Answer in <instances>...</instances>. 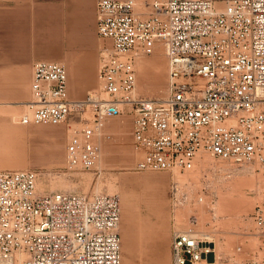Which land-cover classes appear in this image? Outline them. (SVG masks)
<instances>
[{
  "label": "built area",
  "instance_id": "2783aa9c",
  "mask_svg": "<svg viewBox=\"0 0 264 264\" xmlns=\"http://www.w3.org/2000/svg\"><path fill=\"white\" fill-rule=\"evenodd\" d=\"M151 6L145 14L136 0H99L98 36L112 44L101 54L100 91L72 100L67 67L38 61L20 123L57 126L76 115L83 120L91 109L94 123L74 129L67 144L68 165L91 171L100 159L95 137L102 119L130 107L143 152L138 170L183 172L208 153L257 164L264 174V0H153ZM159 42L167 49L168 94L148 98L136 91V59ZM38 181L33 170L0 171V264H122L118 195L41 192ZM172 194L190 196L179 181ZM251 218L264 249V201ZM206 243L195 226L175 231L172 264L200 263L212 252Z\"/></svg>",
  "mask_w": 264,
  "mask_h": 264
},
{
  "label": "rangeland",
  "instance_id": "374dc122",
  "mask_svg": "<svg viewBox=\"0 0 264 264\" xmlns=\"http://www.w3.org/2000/svg\"><path fill=\"white\" fill-rule=\"evenodd\" d=\"M98 1L34 0L36 14L28 19V24L42 26L43 44L51 47V57L36 62L62 61L69 67V96L72 100L85 99L89 93L101 89V54L105 49H111L112 44L98 36ZM136 1L141 12L152 11L153 0ZM39 35L40 30H37L34 38L36 50L40 45ZM160 44L152 54L142 55L136 62L138 95L159 98L167 91V66L163 73L166 82H162L160 90L151 84L155 81L154 74L141 77L138 68L161 50L168 64L165 48ZM78 64H81L84 82L91 83L84 92L71 91L70 82L72 84L74 75L77 76ZM32 79L33 67L11 73V77L0 72V171L38 172L41 192L118 195L122 206L123 264H172L173 235L177 226L184 230L195 226L201 240H206L212 249L198 264L209 261L213 264H248L253 259L264 258L263 243L251 218L256 206L264 201V174L257 164H237L203 153L192 168L183 172L140 171L136 166L143 152L133 138L131 108L121 106L123 113L104 117L101 121L95 137L100 149L97 168L91 171L73 169L67 160L70 135L76 128L93 124L94 113L89 109L82 114L84 121L76 115L57 126L22 125L20 119L29 109L25 104L32 99ZM43 127L53 128L39 131ZM12 145H16V149H11ZM175 181L180 182L182 192L190 195L188 199L180 196L175 200L172 194ZM201 196L202 201L199 200ZM224 198L230 203L237 201L238 209L229 211L227 203L222 204ZM127 225L133 235L130 246L134 244V249L131 251L126 245L129 238V235L125 237ZM239 247L241 252L237 251Z\"/></svg>",
  "mask_w": 264,
  "mask_h": 264
},
{
  "label": "crops",
  "instance_id": "0c3cea01",
  "mask_svg": "<svg viewBox=\"0 0 264 264\" xmlns=\"http://www.w3.org/2000/svg\"><path fill=\"white\" fill-rule=\"evenodd\" d=\"M34 7V0H0V72H5V76L11 77V73L20 70H31L40 58L51 57V47L43 44L42 41V26L28 24V19L36 14ZM37 30H40L41 39L38 50L34 45ZM78 65L80 67L77 70V76L74 75L72 84L70 82L72 92L75 90L84 92L91 85L90 82L88 84L84 82L81 64ZM51 128L53 127H43L39 131H50ZM11 149H16V145H12ZM126 235H129L126 245L131 251L134 249V245L130 248V239H133V235L128 225L125 237Z\"/></svg>",
  "mask_w": 264,
  "mask_h": 264
},
{
  "label": "bare ground",
  "instance_id": "6f19581e",
  "mask_svg": "<svg viewBox=\"0 0 264 264\" xmlns=\"http://www.w3.org/2000/svg\"><path fill=\"white\" fill-rule=\"evenodd\" d=\"M162 44V46L161 47H163L164 46V48H165V55L167 56V49H166V45L165 44H163V43H161ZM160 44V45H161ZM158 47H159V45H158ZM161 47H159V48H161ZM159 50V49H158ZM164 50V49H163ZM164 53H163V51L161 50V51H159L158 52V54L156 53V56L155 57H153L150 61H151V63H150V61L148 62V63H141V64H139V72H140V75H142L141 77H144L147 73H153L154 75V82L152 83L151 82V84L154 86V87H156V89L157 90H160V88H161V86H162V82H164L165 80H163L164 78H163V73H164V71L165 70H167L166 69V66H167V68H168V74H169V64H167L165 61H164V59H163V57H164V55H163ZM142 55H139L138 57H137V59H136V62H137V60H138V58L139 57H141ZM59 63H62V64H64L66 67H67V70H68V74H69V67L64 63V62H62V61H58ZM150 64V65H149ZM167 64V65H166ZM150 67H151V70H150ZM153 71V72H152ZM166 73V72H165ZM143 79V78H142ZM166 82V81H165ZM165 85V84H164ZM166 87V86H165ZM164 87V88H165ZM167 94H168V89H167V91H166V93H165V95H163V96H161V97H159V98H164V97H166L167 96ZM25 106H27V104H25ZM45 126H56V125H45ZM247 181V180H246ZM236 183H237V181H236ZM244 183V182H243ZM238 184V183H237ZM261 185V184H260ZM241 186V185H240ZM244 186V185H243ZM264 185H262V187H263ZM238 193V192H237ZM226 195H228V194H226ZM241 197V196H240ZM244 197L245 196H243V199H244ZM238 198V197H237ZM239 199V198H238ZM237 199V200H238ZM249 199V198H248ZM243 201V200H242ZM241 202V201H240ZM244 202V201H243ZM249 202V201H248ZM225 203H227V207L229 208L228 210L229 211H233L234 212V210L237 208L238 209V202L236 201V202H232L231 201V203H230V201H229V199L228 198H224V201H222V204H225ZM251 204V203H250ZM226 205V204H225ZM246 205H247V203H246ZM242 206H244V205H242ZM226 207V206H225ZM226 207V208H227ZM241 207V206H240ZM239 207V209L241 210V208L243 209V207H241L240 208ZM224 209V208H223ZM246 209V208H245ZM230 219V218H229ZM230 221V220H229ZM234 223V222H233ZM224 225H225V223H224ZM177 230H184V228H182V227H180V226H177ZM133 245L134 244H132V246H130V248H133ZM129 248V247H128ZM127 248V249H128ZM214 263V262H213ZM211 261H209V262H207V264H213ZM123 264V263H122ZM126 264H130V263H126Z\"/></svg>",
  "mask_w": 264,
  "mask_h": 264
}]
</instances>
